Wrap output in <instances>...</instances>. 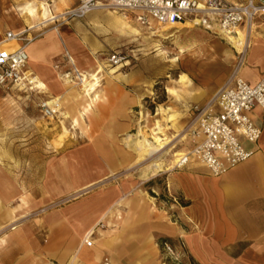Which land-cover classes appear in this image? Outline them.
Instances as JSON below:
<instances>
[{
  "label": "crops",
  "instance_id": "obj_1",
  "mask_svg": "<svg viewBox=\"0 0 264 264\" xmlns=\"http://www.w3.org/2000/svg\"><path fill=\"white\" fill-rule=\"evenodd\" d=\"M0 4L7 5L4 0ZM70 4L76 5L77 0ZM1 6L0 41L7 31L24 32L23 38L30 40L26 45L27 70L36 77L39 90L0 87V92L19 100L24 108L34 104L41 114L39 100L65 91L67 98L57 111L64 116L66 108L74 109V113L83 111V119L75 123L74 113L66 117L76 126V138L59 144L60 148L71 147L68 151L46 160H36L33 153L20 159L8 150L13 148L12 143L0 140V228L33 205L29 198L35 193L29 182L33 179L44 202L98 184L135 165L126 135L141 124L136 109L144 97L141 87L132 86L140 83L135 73L122 64L107 72L99 62L105 50L122 44L137 30L131 23L120 17L115 23L110 12L94 10L83 19L62 21L48 28L55 20L43 23L49 17L44 9L40 17L8 23ZM155 24L160 29L165 26ZM176 27L216 33L191 24ZM15 42L18 47L25 41ZM208 48L214 52L207 55L218 59L223 55L214 46ZM199 54L189 53L185 72L178 75L176 85L167 87L170 97L183 107L186 119L191 116L192 105L207 101L226 79L212 78L206 72L205 58L200 57L206 52ZM67 55L74 59L73 64ZM243 64L241 77L250 84L264 77V14L255 18L251 48ZM79 74L84 80L95 75L100 82L93 107L87 106L88 98L74 86L75 82L78 88L82 86ZM68 77L72 83L66 82ZM41 81L45 86H39ZM249 116L261 129L260 139L247 147L254 153L223 175L211 176L190 161L176 167L173 155L188 151H175L169 160L163 158L166 169L161 172L168 194L164 191L159 195L151 189L155 196H149L146 189L123 178L0 236V264H101L103 257L117 264H170L167 260H173L166 258L161 245L164 241L177 259L186 258L194 264H264V110L255 106ZM26 119L36 125L34 118ZM184 123L176 122L178 129ZM41 126L44 131L51 130L45 121ZM0 133H4L1 128ZM188 160H194L192 155ZM142 175L139 172L143 181L155 176ZM89 234L92 243L86 246L84 239Z\"/></svg>",
  "mask_w": 264,
  "mask_h": 264
},
{
  "label": "rangeland",
  "instance_id": "obj_2",
  "mask_svg": "<svg viewBox=\"0 0 264 264\" xmlns=\"http://www.w3.org/2000/svg\"><path fill=\"white\" fill-rule=\"evenodd\" d=\"M227 1L239 3L244 0ZM4 2L7 5L3 6L15 7L18 13H20L18 10L19 7L31 3L34 12L30 17H40L42 12L41 6L49 12V16L52 14L58 15L56 17L59 18L57 20L53 18L52 20L55 21L51 20L52 22L48 24V28L62 21L69 22L72 19H83L64 17L66 11L75 6L70 4L71 0H4ZM101 11L107 13L110 12L114 17L115 23L117 21L116 18L120 17L123 21L135 26L137 30L132 31L130 37L122 44L119 43L114 48H108L105 50L102 55L99 56V62L105 65L108 72L113 67L119 65H110V63H108L106 58L111 53L122 51L126 56V64L124 68L131 73H135L140 79L139 84H132V86H135L136 88L141 87L142 93L144 94V97L141 100V106H138L136 109V118L137 120L142 119L141 124L146 134L156 132L157 136L160 135V138L162 137V139L164 138V141H167V145L160 152L162 159L169 160L175 151L190 149L189 137L187 135V126L190 118H185L186 116L183 107L181 104H178L175 99L170 97L167 92V87H171L172 84L176 85L178 75L181 72H185L189 51L193 49L196 50L200 48V53L206 52V54H203L204 56L202 55L200 57L205 58L204 61L207 65L206 72H208L214 79L221 76H226L227 79L229 75H231L232 71L238 64V54L229 46V44L221 39V36L217 33H205L203 30L194 27L179 28L176 26H164L159 29L156 27L157 25L155 23L150 25L140 24L133 18V15L129 13L122 14V12L108 9ZM19 21L22 23L25 22L23 17L19 18ZM48 21H44L43 23H47ZM162 32L167 33L162 34ZM168 34H171V36L163 38ZM210 45L214 46L217 51L223 52L220 59L214 58L212 55H207L210 52H214L209 50L208 47ZM173 58H176V60H173ZM241 66L244 67V64ZM96 70L99 69L96 68ZM75 83L74 86L77 90H81V88L77 87L78 83ZM3 97L6 99H3ZM174 98H177V96ZM60 111H57L52 117L46 118L37 111L34 104L24 108V105L19 100L14 98L11 99L6 93L0 92V128L4 131L3 135L0 133V140H6L7 143H12L10 145H12L13 148L8 150L12 151L14 155H18L20 159L24 158L27 153H33L36 160L38 158L42 159L41 157H44V160H46L53 156H59L60 153H65L71 148H60L59 144H62L66 139L73 140L76 138V126L71 123L68 118L62 115ZM26 116L34 118L36 125H32V120L30 121L31 123L27 121ZM42 121L49 123L51 130L48 131L45 129L44 131V128L42 126L40 127ZM61 121H63L62 124L64 125V129L62 128ZM178 121H185L184 125L179 129L176 125V122ZM55 124L60 125V128H56ZM135 130L136 129L132 132H135ZM60 132L62 133L61 135H59ZM49 142H51V147L48 146L50 144ZM244 144L246 147L250 146L249 143ZM53 146L55 147L54 149ZM173 157L176 160L177 157L174 155ZM193 159L194 160L189 161L198 167L200 164L195 158ZM149 160L139 163L137 162L128 169L103 179L98 184L59 197L50 198L44 202L40 201L42 197L37 194V180L33 179L29 181L31 187L35 189V193L29 197L33 205L25 208V211L18 215L17 218L11 219L8 223L3 225L2 228H0V236L16 229L17 226H23L27 224V222L38 219L49 212L58 211L66 205L91 194L97 189L106 188L123 178L134 182L139 188L146 189L149 196H155L152 190L157 191L159 195L164 193V191L168 194L163 172H158L155 176H152V174L149 173L146 177H152L145 181L139 178V172L143 174L142 172ZM175 160L173 163H175ZM203 169L205 168L203 167ZM204 173H208V171L205 170ZM167 261L171 262L170 264H194L191 260L186 258H178L176 261ZM160 264H162V262Z\"/></svg>",
  "mask_w": 264,
  "mask_h": 264
},
{
  "label": "built area",
  "instance_id": "obj_3",
  "mask_svg": "<svg viewBox=\"0 0 264 264\" xmlns=\"http://www.w3.org/2000/svg\"><path fill=\"white\" fill-rule=\"evenodd\" d=\"M104 9L132 13L144 25H149L151 21L163 25L188 22L222 37L223 34L235 35L237 29L244 30L246 34L255 18L264 14V0L239 3L227 0H77V4L68 9L64 17L83 18L91 11ZM23 36L24 32L7 31L0 41V87L37 91V79L27 70L26 45L30 40ZM246 38L249 43L251 36L245 35ZM9 40L25 42L15 48L2 45ZM247 47L248 44L244 54H238V64L223 85L207 101L191 107L187 126L190 149L187 155H192L214 177L248 160L254 151L244 143H256L261 136V129L254 124L249 112L255 106L264 110V77L250 84L237 74L239 66L244 63ZM106 59L110 65L126 64L123 52H113ZM49 101L41 99L37 102L41 115L46 118L55 115L58 108L57 103ZM188 161V157L184 156L176 167ZM89 236L84 239L86 246L92 243ZM161 245L166 258L176 261L170 244L164 241ZM101 264L117 263L103 257Z\"/></svg>",
  "mask_w": 264,
  "mask_h": 264
},
{
  "label": "bare ground",
  "instance_id": "obj_4",
  "mask_svg": "<svg viewBox=\"0 0 264 264\" xmlns=\"http://www.w3.org/2000/svg\"><path fill=\"white\" fill-rule=\"evenodd\" d=\"M42 9H44L43 6H41ZM33 6L31 3H27L26 5L19 7L18 10L20 11V13L17 12V9H15V7L13 8L12 6H2L1 8V12L3 14V17L5 18V20L8 23L11 22H15L17 19L19 18H28L30 16L33 15ZM45 10V9H44ZM45 15V11H43V16ZM58 15H50L49 17H45L44 21H48V20H52L53 18L55 20H57L59 17H56ZM62 17V16H60ZM43 21V22H44ZM180 24H190L188 22L185 23H170V24H164L166 27H173V26H177ZM55 26V25H54ZM56 28L54 27V30ZM160 29V28H159ZM252 29H253V25L250 28V30L248 29V31L245 34V31L242 30H236L235 35H224L223 34V38H225V40H227V43L230 44V46L235 49L237 51V54H244L246 51V46L248 44V49L251 48V41H249L248 43V38H246L245 40V35L248 37L251 36L252 34ZM166 34V33H165ZM171 34L169 36H164L163 38H167L170 37ZM221 38V37H220ZM44 41V40H43ZM10 42H14L13 45H9ZM2 45L8 47V48H14L16 47V42L14 40H9V41H4L2 43ZM209 50H211L209 48ZM215 50V48H214ZM201 51L200 48L196 49V50H191L189 53H191V55H200L199 52ZM216 52V51H215ZM67 59L68 61L73 64L74 63V59L67 55ZM243 67L240 65L238 70H237V74L241 77V72H242ZM82 72V71H81ZM82 74H79L78 80L80 82L81 86V91H80V95L83 97H87L88 100L86 99L87 102V106L89 107H93L94 106V99H96L98 97L97 94V89L100 85V82L98 81V79L95 77V75L90 78L89 80H84L81 76ZM85 77V76H84ZM186 81V80H185ZM67 83H72V80L69 79V77L67 78ZM40 87L45 86L44 83L39 84ZM65 98H67V96L65 95V91L58 95V96H51L49 98V102H55L57 103L56 105L58 106V108L55 110V112H57V110L59 109V107H63L62 103L64 104ZM65 117H67L70 113H74V109L73 110H68L67 108L64 109ZM72 119L73 122L75 123H79L80 120L83 119V111H77L76 113H74V115H72ZM139 122V121H138ZM160 136V135H159ZM159 136H157L156 132H153L151 134H146L145 130L143 129V126L141 124H138L137 130L133 133H128L126 135V140L128 142L129 148L130 150L134 153V161L135 163H139L142 161H146L149 160L148 164L145 166V169L143 170V177H146L149 173H151L152 175L157 174L158 172L164 171L165 168V164L164 161L162 159V156L160 154V152L165 148V146L167 145V141H164L162 138H160ZM176 158L175 163L177 166V162L180 160V158L186 156L189 157L190 155L187 154H182V153H175L174 154ZM22 217V216H21ZM17 220V219H16ZM2 228V227H1Z\"/></svg>",
  "mask_w": 264,
  "mask_h": 264
}]
</instances>
